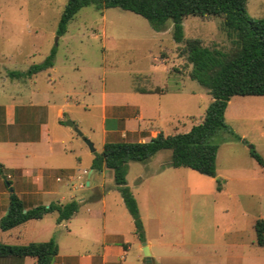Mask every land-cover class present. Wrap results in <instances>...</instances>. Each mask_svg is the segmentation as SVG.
Segmentation results:
<instances>
[{
	"label": "rangeland",
	"instance_id": "374dc122",
	"mask_svg": "<svg viewBox=\"0 0 264 264\" xmlns=\"http://www.w3.org/2000/svg\"><path fill=\"white\" fill-rule=\"evenodd\" d=\"M66 2L0 0V104L19 103L35 90L47 94L51 89L56 90L54 100L58 105L67 98L63 92L81 102L72 99L74 106L63 107L65 119L61 122L51 111V134L59 141L54 155L47 142L0 139L4 173L0 172V179L5 194L8 186L3 175L15 180L18 173L14 166L58 165L79 167L81 172L92 168L94 152L85 138L102 152L97 104L103 91L109 101L118 98L139 102L148 115L156 106L154 119L147 116L138 122L143 128L153 123L166 134L190 130L202 121L212 101L208 89L190 78L192 65L182 51L185 41H175L172 21L158 31L130 10L98 9L90 4L68 22L63 35H58ZM247 10L253 17L264 18V0H248ZM183 25L185 40L200 38L204 46L225 52L233 48L234 34L223 27L222 16L189 15ZM53 48L57 50L53 69L39 72L32 80L10 75L11 71H24L42 62ZM165 56L167 62L162 60ZM156 86L164 92L149 95L135 91ZM70 120L84 137L67 124ZM225 121L239 138L226 130L212 137L218 144L215 177L190 167L171 166L170 150L128 163L127 183L139 202L146 240L151 242L157 264H264V245L257 243L254 229V221L264 218V165L250 154L254 147L264 158V95H234L226 108ZM6 132L1 126L0 138L9 134ZM104 179L106 191H110V209H122L125 216L120 217L131 219L120 191L113 187V169L105 168ZM81 181L76 179L77 187ZM8 233H2L5 241ZM127 238L133 246L132 258L137 251L144 253L133 230ZM87 246L79 244L77 250ZM0 264H10L9 258H0ZM134 264H145L143 257Z\"/></svg>",
	"mask_w": 264,
	"mask_h": 264
},
{
	"label": "trees",
	"instance_id": "16d2710c",
	"mask_svg": "<svg viewBox=\"0 0 264 264\" xmlns=\"http://www.w3.org/2000/svg\"><path fill=\"white\" fill-rule=\"evenodd\" d=\"M248 0H67L60 17L57 33L63 35L68 22L84 6L93 4L98 9L119 7L146 18L155 30H163L170 20L173 37L177 43L185 41L182 51L192 65L190 78L206 87L212 97L201 122L193 124L186 132L165 134L158 132L149 141H107L102 152L94 151L92 168H111L117 189L132 215L138 238L146 241L144 223L138 201L127 183L128 163L143 161L163 150L171 151L169 164L174 167H190L203 174L216 176L218 144L212 137L226 130L239 138L225 121V111L234 95H264V18H256L247 10ZM189 15L223 17V27L234 34L230 51L204 46L200 38L184 36V19ZM56 48L39 63L24 71L10 72L12 77H32L54 66ZM250 154L264 165L263 156L254 147ZM2 174V166L0 165ZM5 176L10 190L12 182ZM220 183V179H217ZM221 189V185H218ZM76 199L66 203L51 202L26 209L23 200L13 189L9 195L7 213L0 219V229H11L29 219L42 218L47 213L57 212V222L73 217L79 210ZM257 243L264 245V218L254 222ZM59 252L55 238L47 241H32L27 244L0 242V258L33 256L36 264H54Z\"/></svg>",
	"mask_w": 264,
	"mask_h": 264
},
{
	"label": "crops",
	"instance_id": "0c3cea01",
	"mask_svg": "<svg viewBox=\"0 0 264 264\" xmlns=\"http://www.w3.org/2000/svg\"><path fill=\"white\" fill-rule=\"evenodd\" d=\"M166 57L162 59L164 62L168 61ZM53 68L54 66L51 67ZM36 75L27 80L34 79ZM135 91L151 95L162 93L164 89L156 86L149 89L135 88ZM45 93L47 94L35 90L30 93L27 100L19 103L7 101L0 104V127L3 126L9 133L5 134V138L0 139L13 143L47 142L50 145V153L55 154V144L59 141L51 134L49 121L51 111L54 110L58 121L61 122L65 119L63 107L74 106L73 100L78 104L81 102L78 98H69L68 92H63L67 98L63 105H58L54 100L56 90H47ZM114 99L109 101L107 93L103 91L101 102L97 104L100 110L99 128L102 133V149L107 141H149L158 132H164L153 123L143 128L138 122L147 116L149 119H154V113L158 110L156 106L148 115L142 104L137 101ZM115 134L118 135L116 138H114ZM130 138L134 140H129ZM105 168L107 167L85 168L81 172L79 167L58 165L32 168L14 166L12 169L18 173V177L10 180L11 185L23 200L26 209L41 204L48 206L51 202L66 203L73 199L79 201L80 207L73 217L61 223L57 222L58 213L55 212L54 215V212H50L42 218L29 219L11 229H0V242L27 244L32 241H47L55 238L59 245V252L54 258V264H134L142 257L144 259V253L141 254L138 251L135 258H132L133 246L127 242V234L133 230L134 236L139 240V250L143 249V242L135 232L133 218L125 221L126 218L123 220L120 217L124 215L122 209L121 212L110 209L108 203L110 191H106L104 179ZM9 175L11 176L10 173ZM76 179L82 180L79 183V189ZM3 186L0 179V219L7 213L11 193L8 189L5 194ZM113 187L117 189L116 183ZM118 200H121V197ZM88 204L92 207H88ZM3 232H9V239L6 241L2 235ZM145 242L151 249V242L149 240ZM83 243L91 248L87 246L83 251H78V245ZM63 249L66 250L65 253ZM152 255L156 260L153 252ZM3 258H9L10 264H36V258L33 256Z\"/></svg>",
	"mask_w": 264,
	"mask_h": 264
},
{
	"label": "water",
	"instance_id": "95a60500",
	"mask_svg": "<svg viewBox=\"0 0 264 264\" xmlns=\"http://www.w3.org/2000/svg\"><path fill=\"white\" fill-rule=\"evenodd\" d=\"M67 124L70 125V126H74L75 125V123L73 121H71V120L68 121ZM74 127H75L76 131L81 136H83V132L78 127H76V126H74ZM85 141L89 145L91 151L94 152L95 151L94 143L88 138H85ZM12 190H13V188L10 189V191H12ZM143 251H144V259L143 260H144L145 264H157L155 258L153 257V255L151 253L149 245L145 241L143 242ZM53 262H54V259L52 260V263Z\"/></svg>",
	"mask_w": 264,
	"mask_h": 264
}]
</instances>
